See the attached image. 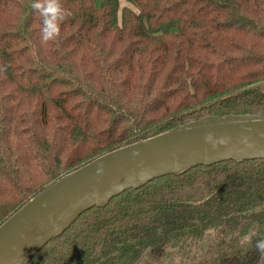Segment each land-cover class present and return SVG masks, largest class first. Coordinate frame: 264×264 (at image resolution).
Here are the masks:
<instances>
[{
    "label": "trees",
    "instance_id": "trees-1",
    "mask_svg": "<svg viewBox=\"0 0 264 264\" xmlns=\"http://www.w3.org/2000/svg\"><path fill=\"white\" fill-rule=\"evenodd\" d=\"M0 0V227L109 153L210 116L264 117V0ZM255 225L250 245L242 237ZM264 159L200 166L84 212L29 264H259Z\"/></svg>",
    "mask_w": 264,
    "mask_h": 264
},
{
    "label": "water",
    "instance_id": "water-1",
    "mask_svg": "<svg viewBox=\"0 0 264 264\" xmlns=\"http://www.w3.org/2000/svg\"><path fill=\"white\" fill-rule=\"evenodd\" d=\"M264 159V117L210 116L109 153L54 183L0 227V264H29L86 211L127 190L222 162Z\"/></svg>",
    "mask_w": 264,
    "mask_h": 264
},
{
    "label": "clouds",
    "instance_id": "clouds-1",
    "mask_svg": "<svg viewBox=\"0 0 264 264\" xmlns=\"http://www.w3.org/2000/svg\"><path fill=\"white\" fill-rule=\"evenodd\" d=\"M31 7L42 18L41 42L54 41L60 35L62 22L71 15V12L64 8L61 0H33ZM257 236V228L253 225L242 237L241 243L250 245L253 237ZM255 248L260 254L259 264H264V238L256 239Z\"/></svg>",
    "mask_w": 264,
    "mask_h": 264
},
{
    "label": "rangeland",
    "instance_id": "rangeland-1",
    "mask_svg": "<svg viewBox=\"0 0 264 264\" xmlns=\"http://www.w3.org/2000/svg\"><path fill=\"white\" fill-rule=\"evenodd\" d=\"M120 4V14H119V24L122 23V8L123 7H129L130 9L134 10L137 12V9L130 3L127 2V0H119ZM264 85V82L262 83Z\"/></svg>",
    "mask_w": 264,
    "mask_h": 264
}]
</instances>
